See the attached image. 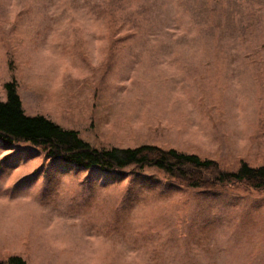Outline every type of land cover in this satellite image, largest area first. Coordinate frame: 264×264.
Segmentation results:
<instances>
[{"label":"rangeland","instance_id":"1","mask_svg":"<svg viewBox=\"0 0 264 264\" xmlns=\"http://www.w3.org/2000/svg\"><path fill=\"white\" fill-rule=\"evenodd\" d=\"M11 82L95 148L264 166L239 132L261 125L264 0H0V102ZM107 175L0 142V262L264 264V191Z\"/></svg>","mask_w":264,"mask_h":264},{"label":"trees","instance_id":"2","mask_svg":"<svg viewBox=\"0 0 264 264\" xmlns=\"http://www.w3.org/2000/svg\"><path fill=\"white\" fill-rule=\"evenodd\" d=\"M6 101L0 102V142L5 150L27 143L41 150L52 163L60 160L77 172H102L119 181L145 169H156L189 188L214 189L245 186L264 191V166L241 161L236 171L220 168L216 161L196 155L143 145L136 148H95L73 130H65L43 116L25 115L16 83L5 84ZM116 179V180H117ZM0 264H26L12 256Z\"/></svg>","mask_w":264,"mask_h":264},{"label":"crops","instance_id":"3","mask_svg":"<svg viewBox=\"0 0 264 264\" xmlns=\"http://www.w3.org/2000/svg\"><path fill=\"white\" fill-rule=\"evenodd\" d=\"M259 88L262 91L261 92L262 93L261 101L263 102V100H264V84L261 83ZM252 92L256 93V91H254L253 89H252ZM255 111L256 110L252 111L253 115L260 114L262 116L260 127L258 129L243 127L242 130H239V132L241 131V134L243 135L244 138L251 139V140H255V138H258V139H261L264 141V118H263V116H264V103H263V106L258 108V110H257L258 113ZM259 118H260V116H259Z\"/></svg>","mask_w":264,"mask_h":264}]
</instances>
